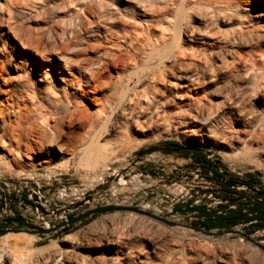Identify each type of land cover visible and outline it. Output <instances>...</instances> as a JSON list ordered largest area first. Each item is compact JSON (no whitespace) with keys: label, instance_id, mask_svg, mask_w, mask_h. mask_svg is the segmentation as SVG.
Listing matches in <instances>:
<instances>
[{"label":"rangeland","instance_id":"obj_1","mask_svg":"<svg viewBox=\"0 0 264 264\" xmlns=\"http://www.w3.org/2000/svg\"><path fill=\"white\" fill-rule=\"evenodd\" d=\"M0 1L12 8L10 20L5 23L6 25L11 24L13 27L12 33L10 32L12 42H6V50L12 52V58L16 62L20 64L24 62L23 64L28 67L35 65L47 74L48 82H51L56 88V95L52 97L59 98L63 91L69 93L73 91L75 86L70 84L71 77L78 78L79 68L75 67L70 70L68 67L70 61H76L78 58L84 63H86L85 60H91L94 65L90 69L97 68L101 62L109 61L112 66L108 68V73L116 82L118 81L117 86L120 93L121 89L126 91L127 98L134 97L146 86L147 81H138L136 76L143 65L138 62L137 65L134 61L131 62L128 58L130 55L128 52L132 48L130 45L134 46L143 37L156 36L158 32L155 30L144 34L142 29L146 23L126 17L125 11L129 7L124 2H122L121 7H116L113 12L111 11L112 13L110 12L101 18L98 24L88 11L91 0ZM106 1L108 2V0ZM175 1V5L170 4L174 9L179 7L181 0ZM100 11L102 14H106L105 11ZM176 13L180 16L178 10ZM0 14L4 16L5 12L0 11ZM257 22L261 23L262 21ZM184 28H187L186 24H184ZM256 28L259 29V25ZM235 29L237 30V28ZM255 33L253 32L256 36ZM133 34L138 36L135 42H131ZM29 37L40 38L46 44V48L48 42L57 39L54 42L56 46L52 48L53 50L40 55L38 51L31 48H22L19 40L25 38L26 41ZM181 40L185 42L186 37L181 36ZM257 41L254 39L255 45L253 47L238 50V55L234 56L237 65L229 71L223 70L219 73V87L211 86L213 88L218 87V92L221 91L220 95L214 98V101L217 100L216 102L221 104L224 113L218 117L219 125L202 126L204 128L201 129L202 131L200 130L202 133L199 132V136L192 135L188 132L189 129L183 126L179 127V131L182 133H176L171 128L169 133H166V124H159L160 129L145 131L138 135L134 134L127 140L122 138L119 133L118 117L113 116L112 110L108 108L106 109V114L109 115L107 118L111 117L113 120L106 129L104 137L100 138L97 144L84 143L80 137L86 136L85 131H88V127L84 129L83 126L76 125L68 131H77L78 133L74 136L78 139L73 137L69 142H65V139L62 138L54 148L55 152L52 153L55 157L49 159L45 154L43 155L44 158H41L37 151H31L28 148L30 142L27 131H21L23 128L19 127L18 121L12 118L14 131H11L10 134L13 139L16 136L22 138L18 150L20 156H16L9 149L3 151L8 157V164H0V181L30 183L49 189L53 193V197L56 195V205L53 207L56 209H59L58 206L61 204L58 202V197L61 196L63 201L67 203L68 200L79 196L80 193H83V198L88 195L93 197L89 203L90 207L101 201H107L111 204L138 208L148 204L152 207L156 205L162 209L169 204V201L168 203L164 202L165 198L163 197L172 191L174 183L187 184L186 188L194 187L193 191L198 190L199 196L205 192L200 187L208 185L204 184V180H199L201 176L196 172L197 168L192 156H183L181 153L166 154L161 150L145 153L150 147H160L165 141H175L182 147L203 149L208 159L219 163L232 177L250 175L264 185V157L258 156L253 148L236 154L233 149L238 144L232 140L237 135L248 133L264 137V70H262L264 61L260 58L261 46L264 45L255 43ZM51 42L49 47L52 45ZM91 45L98 48L97 51L101 54V58L96 57L95 51L90 48ZM176 45L175 39L171 36L168 40L169 49L164 53L167 55L166 58L162 61V65H158L159 67L155 64L157 80L159 82V79L164 80L160 84H166V91L168 87L176 85L173 77L175 72L172 73L173 68L171 67L174 60L171 55L177 51ZM142 51L137 52L138 58L141 57ZM108 53H115L121 58L118 60L107 58L109 57ZM226 58L230 60L229 57L226 56ZM254 61L256 63L253 64ZM254 66H257V69L263 67L261 69L263 76L256 72L258 70ZM161 69H165L164 74H162ZM11 70L15 71V67H10V73L15 76V72L12 73ZM190 73L193 74V71ZM158 74H161L160 78ZM187 83L188 81L183 79L179 82L182 87ZM2 88V78H0L1 92ZM225 91L232 92L235 97L233 102L222 98ZM107 95L108 93L103 90L98 92L96 97L105 100ZM4 96V93L0 94V101L4 99ZM117 102L118 96H115L112 108L116 107ZM174 102L176 108L181 105L179 96L175 97ZM95 103L98 104V102ZM42 104L46 106L47 102H42ZM174 104L166 105L164 110L173 114ZM75 105L77 112L82 109L92 115L97 110L96 106L100 107V105H96L86 98L82 103L76 102ZM207 106H205L206 113H208ZM91 126H89L90 130L94 131L95 125L92 123ZM207 131L215 132L209 133ZM100 146H104V148H98ZM13 147H15V143H13ZM99 151L103 154L100 160L97 159ZM108 169L109 171H106ZM102 173L103 180L101 181ZM209 187L211 186L209 185ZM193 191L189 194H194ZM241 193L247 199L252 194L247 190ZM224 195L227 196L222 192L219 193L218 197ZM231 196L230 198H232ZM160 199L164 201L160 202ZM217 202H221L218 205H227L219 199L215 201L210 199L205 203L214 206ZM188 205V203L178 205L174 212L179 213V215L174 218L166 213L151 211V213H156L157 216L167 218L178 225L174 227L166 226L149 217L132 212H112L88 218L55 239H45L44 237L39 239L38 236L34 235L37 238L34 243L30 244L32 240L24 237L19 239L17 244L25 245L26 248L29 247L28 249L32 248L35 256L43 258L71 245L96 243L97 247L93 251L85 249L80 251L84 264H195L189 257L198 254L203 257L204 264H224L223 257L225 254L233 255L235 264H242L248 256L264 259V251L243 238L230 235L207 237L181 227L183 224H195V220L190 219L193 216L188 214L191 212ZM60 210L54 211L52 216L55 219L59 217L63 219L61 216L70 217L68 213L64 214ZM259 224L262 223L254 222L253 225ZM232 229L241 230L260 242H264V229L258 230L254 226L251 227L243 223L232 227ZM211 231L219 232L217 229ZM261 246L264 248V245ZM21 252L24 255L29 254L24 249Z\"/></svg>","mask_w":264,"mask_h":264},{"label":"bare ground","instance_id":"obj_2","mask_svg":"<svg viewBox=\"0 0 264 264\" xmlns=\"http://www.w3.org/2000/svg\"><path fill=\"white\" fill-rule=\"evenodd\" d=\"M122 2L129 7L125 11L126 17L146 23L142 29L144 34L155 30L158 32L156 36L139 39L134 46L130 45L132 48L128 52L131 62L143 65L136 76L138 81H147L146 86L134 97L127 98L126 91L121 89L120 93L117 86L118 81L116 82L108 73V68L112 66L109 61L101 62L97 68L90 69L94 65L91 60H85L86 63H84L78 58L76 61H70L68 67L70 70L75 67L79 68L78 78L71 77L70 84L75 88L71 93L63 91L61 97L54 98L52 96L56 95V88L51 82H48L47 74L35 65L28 67L23 64L24 62L22 64L16 62L12 58V52L6 50V42H12L10 32L13 27L11 24H5L10 20L12 8L0 1V11L5 12V17L0 14V78H2L3 85L0 94H5L4 99L0 101V164H8V157L3 152L5 149L20 156L18 150L22 138L21 136L12 138L10 134L11 131H14L12 118L18 121L19 127L23 128L21 131H27L30 142H27L28 148L31 151H37L41 158H44L45 154L49 159L55 157L52 153L55 152L54 148L62 138L65 139V142H69L73 137L78 139L74 136L78 133L77 131H68L76 125H81L84 129L88 127V131H85L86 136L80 137L84 143L97 144L99 139L104 137L106 129L113 120L111 117L107 118L109 115L107 116L106 109L108 108L112 110L113 116L118 117L119 133L122 138L127 140L134 134L158 130L159 124H166V133H169L170 128L174 129L176 133H182L179 131V127L183 126L189 129V133L196 136L200 135L199 132L204 128L202 126L211 127L212 124L216 126L220 124L218 117L223 115L224 111L221 104L216 102L217 100L214 101V98H217L221 93L217 90L219 87L218 75L223 70L233 69L237 65L234 56L238 50L253 47L254 39L258 40L255 43L264 45V41H262L264 40V0H181L176 9L170 5H175V0H108V2L106 0H91L88 11L93 20L99 24L101 18L110 14L111 11L113 12L116 7H121ZM100 10L105 11L106 14H102ZM177 10L180 16L177 15ZM257 21H262V24ZM184 24L187 28H184ZM257 25H259V29L256 28ZM253 32H256V36ZM133 35L131 42H135L138 38L137 34ZM170 35L173 36L177 44V51L171 55V58L173 56L174 59H172L173 66L171 67L173 68L172 73L175 72L173 77L176 85L168 87L169 93H167L166 84H160L164 80L159 79L160 82L157 80L155 64L159 67L158 65H162V61L166 58L167 55L164 53L169 49ZM181 36L186 37L185 42L181 40ZM19 41L22 48H31L38 51L40 55H44L45 52L47 53L56 46L53 40V42L50 41L51 47L48 46L50 44L48 42L46 48V44L40 38L29 37L26 41L25 38ZM261 47L260 58L264 61V46ZM90 48L95 51L97 58H101L96 46L91 45ZM139 50H143L140 58L137 57ZM108 54L107 58H116L117 60L121 58L115 53ZM226 56L230 60H227ZM10 65L15 67V71L11 70L12 73L15 72V76L10 73ZM262 68H256L259 75L264 70ZM161 71L164 74L165 69H161ZM190 71H193V74ZM254 75L256 76V73ZM182 79L188 81L183 87L179 84ZM177 85L178 87H176ZM212 85L218 87L213 88ZM103 90L108 93L105 100L96 97L98 92ZM115 96H118V102L116 107L112 108ZM176 96H179L181 103L178 108L174 104ZM85 98L100 105V107L96 106L97 110L94 115L81 108L79 112L76 111V102L82 103ZM222 98L233 102L235 97L232 92L225 91ZM42 102H47V105L44 106ZM171 103L175 107L173 114L164 110L165 106ZM206 105H208L206 107L208 113L205 112ZM92 123L95 125L94 131L89 128ZM232 140L238 144L233 149L236 154L253 148L258 156L264 157L263 136L248 133L237 135ZM13 143H15V147H13ZM98 148L101 149L104 146ZM102 157L103 154L99 151L97 159L100 160ZM78 195L70 201L68 200L67 203L61 196L58 197V202L61 203L58 206L59 209L71 208L72 205L82 201L83 193ZM155 206L152 207L148 204L139 209L157 212L155 209L157 206ZM45 207L47 208V206ZM152 214L157 215L156 213ZM24 237L32 240L30 244L37 239L36 236L24 232L7 233L0 236V264H84L80 251L84 249L93 251L97 247L94 242L71 245L47 255V257L39 258L34 255L32 248L28 249L29 247L26 248L25 245L17 244L19 239ZM259 244L264 245V242ZM22 249L28 251L29 254L24 255L21 252ZM200 255L193 257L190 255L189 258L195 264H204L203 257ZM246 258L242 264H264V259L249 256ZM198 261L199 263H197ZM223 262L224 264L236 263L233 255L226 254L223 257Z\"/></svg>","mask_w":264,"mask_h":264},{"label":"water","instance_id":"obj_3","mask_svg":"<svg viewBox=\"0 0 264 264\" xmlns=\"http://www.w3.org/2000/svg\"><path fill=\"white\" fill-rule=\"evenodd\" d=\"M187 150H192V147H184ZM25 183H0V189L3 191H12L14 188H20L23 187ZM26 185L32 189L40 190L43 194V198L41 200V205L39 203H33L31 201H28L26 199H22V203L30 208L32 211H38L40 216L43 218V223H40L38 225H30L23 219H13L6 223L2 229H0V236H3L7 233H20L24 232L31 235H36L40 239L41 237H44L45 239H55L60 234L64 233L68 229L72 228L73 226L79 225L83 223L88 218H91L93 216L103 215L107 213L112 212H132L138 215L149 217L153 220H156L166 226L174 227L178 226L174 222L169 221L167 218L157 216L152 214L149 211H143L140 210L138 207L133 206H122L118 204H111L107 201L99 202L97 204H94L93 207L89 206V203L93 200L92 196H86L83 198L82 201L76 203L75 205H72L71 208H67L66 210H60L53 208L56 205L55 196L53 197V193L50 192L49 189L40 187L38 185H33L30 183H26ZM24 191H26L25 188H23ZM50 199V201H49ZM52 200V201H51ZM47 206V208L45 207ZM49 207V208H48ZM50 207H52L50 209ZM55 210H60L62 213H68L70 217L61 216L63 219H55L52 215L54 214ZM157 212L159 213H166L170 217L174 218L179 215V213L175 212L172 214H169L166 212L164 208L161 209L160 206L157 207ZM190 214V213H188ZM191 220H195V223L202 222L200 220L194 219V217L190 218ZM181 227L199 233L203 236L207 237H222V236H232V237H239L243 238L245 241L255 245L256 247L260 248L264 251V248L259 244V240L256 238H253L249 235H247L245 232L241 230L236 229H217L219 232H212L211 230H205L204 228H201L199 226H196L195 224H183Z\"/></svg>","mask_w":264,"mask_h":264},{"label":"built area","instance_id":"obj_4","mask_svg":"<svg viewBox=\"0 0 264 264\" xmlns=\"http://www.w3.org/2000/svg\"><path fill=\"white\" fill-rule=\"evenodd\" d=\"M196 168H197L196 172H198L201 176L199 177V180L200 181L204 180V184H208L205 185L204 187H200V189L204 190L205 192L201 194V196H199L198 190L193 191L194 187L186 188L187 184L182 185V184L174 183L172 191L169 192L168 195L163 197L165 198L164 199L165 201L163 199H160V202L164 201L168 203L169 201L168 206L164 208L167 213L169 214L175 213L174 212L175 208L178 205L181 204L183 205L188 203L189 204L188 207L191 209L190 215H192L194 219L202 221L203 218L200 217L197 211L193 210V208L204 206L203 208H205L206 211H210L216 209L218 204H221V202H217L214 206L211 204H206L205 202L210 199H213V201L219 199L222 202L227 203V201L222 200L221 197H218L219 193H222L223 191L221 190L220 183L210 179L212 178V172H208L207 175L205 176L201 174V169L198 166H196ZM109 169L106 171H109ZM219 173H222V169H219ZM206 177H208L209 179ZM196 178H198V175H196ZM237 178L239 180H244V177H242L241 175L237 176ZM102 180H103V173L101 177V181ZM0 183L3 182L0 181ZM209 185L211 187H209ZM23 188H25L26 191H24ZM231 190L235 192H245L247 190L252 193L251 195H254L258 190V187L248 189L244 185H233L231 186ZM191 191H193L194 194L190 195L189 193ZM43 197L44 196L42 192H40V190L32 189L28 187L26 183L23 185V187L14 188L12 191L9 190L3 191L0 189V229H2L6 223H8L13 219H23L30 225H38L40 223H43V218L40 216L38 211L30 210V208L24 205L21 201L22 199H26L28 201H31L33 203H39L41 205V200ZM232 197L237 198V195L232 194ZM250 197L247 200H245L244 198L240 200L249 202L250 205L255 203L256 201L264 200V197L256 198L255 200L250 199ZM229 208L234 209L235 206H230ZM254 222L256 221H253L252 223Z\"/></svg>","mask_w":264,"mask_h":264},{"label":"trees","instance_id":"obj_5","mask_svg":"<svg viewBox=\"0 0 264 264\" xmlns=\"http://www.w3.org/2000/svg\"><path fill=\"white\" fill-rule=\"evenodd\" d=\"M157 150H161L166 154L181 153L183 156H192L196 163L201 164L202 171L207 173L209 170L213 171L212 180L217 181L221 185V190L227 195L222 196V200L227 201V205H218L216 209L206 211L203 207H196L193 210L197 211L200 217L203 218L202 222L195 223L196 226L204 228L205 230L213 229H229L240 223L248 224V226H254L255 228L264 229V200L256 201L253 204L244 203L240 199L247 200V197L241 192H233L229 189L230 185L234 183L229 179L226 182L220 181V175L215 171L217 165L205 158V151L201 148H192L187 150L178 142L165 141L160 147H150L145 153H151ZM139 154V153H138ZM208 178V177H206ZM209 179V178H208ZM241 184V183H240ZM248 189L252 187H258V190L254 195H251L250 199L263 198L264 197V185L250 175H247V180L243 182ZM236 194L237 198H230V195ZM230 206H235L234 209H230ZM253 221L260 222L262 224L253 225ZM250 223V224H249Z\"/></svg>","mask_w":264,"mask_h":264},{"label":"flooded vegetation","instance_id":"obj_6","mask_svg":"<svg viewBox=\"0 0 264 264\" xmlns=\"http://www.w3.org/2000/svg\"><path fill=\"white\" fill-rule=\"evenodd\" d=\"M205 158H206L207 160H209V161H211V162H213V163H215V164L217 165L215 171L220 175V181H222V182H226V181L229 180V179H231V180L234 181V183H232V184L230 185V187H229L230 190H231V186H233V185H244V186H245V184H242V183L245 182V181L247 180V176L244 177V180H239V179L237 178V176H236V177H232V175H228V173L225 171L224 168H222V167L220 166L219 163L214 162V161L208 159L206 154H205ZM195 166H198V167L201 169V174H202V175H205V176H206L208 172H212V177H214V176H213V174H214L213 171H210V170H209L207 173H204V172L202 171L201 164L195 162ZM219 169H222V173H219ZM240 183H241V184H240ZM245 187H246V186H245ZM255 187H256V186H255ZM252 188H254V187H252ZM231 191H233V190H231ZM233 192H235V191H233ZM240 201H241V200H240ZM242 202H243V201H242ZM244 203H249V202L244 201Z\"/></svg>","mask_w":264,"mask_h":264}]
</instances>
